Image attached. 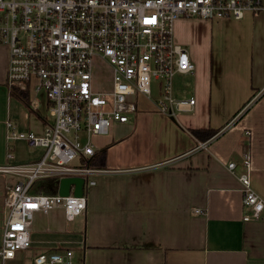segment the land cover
Here are the masks:
<instances>
[{
	"label": "crops",
	"instance_id": "1",
	"mask_svg": "<svg viewBox=\"0 0 264 264\" xmlns=\"http://www.w3.org/2000/svg\"><path fill=\"white\" fill-rule=\"evenodd\" d=\"M173 37L188 51L194 71L173 77L172 95L193 98L194 105L169 118L137 97V112L127 123L92 140L94 152L105 150L107 172L89 178L95 185L84 188L83 214L73 221L60 209L35 214L30 247L5 264H33L41 252L66 250L73 264H264V213L242 220L237 178L249 152L250 184L264 200V12L239 21L179 18ZM7 66L8 48L0 46V166L33 162L42 153L16 141L14 159H7V121L41 134L53 120L33 84L25 85L33 112L11 95ZM190 129L218 132L204 147ZM16 181L0 173V243L5 186Z\"/></svg>",
	"mask_w": 264,
	"mask_h": 264
},
{
	"label": "built area",
	"instance_id": "2",
	"mask_svg": "<svg viewBox=\"0 0 264 264\" xmlns=\"http://www.w3.org/2000/svg\"><path fill=\"white\" fill-rule=\"evenodd\" d=\"M261 12L264 0H0V46L8 48L6 85L33 84L53 118L41 134L5 123L7 159H14L16 141L42 153L33 162L0 166V173L21 178L5 186L0 264L30 247L35 214L60 209L66 221L83 214L84 188L95 185L89 178L107 172L90 164L92 140L107 135L113 124L127 123L137 112V97L150 100L169 118L180 107L194 105L193 98L172 95L173 77L194 71L188 51L174 41L176 20L239 21ZM98 66L106 67L109 90L95 88ZM235 167L227 164L231 173ZM242 167L237 176L246 210L242 220H259L264 200L250 184L249 152L242 156ZM69 177L84 180L82 196H74L72 188L67 196L30 191L38 180ZM72 257L70 250L41 252L33 264H73Z\"/></svg>",
	"mask_w": 264,
	"mask_h": 264
},
{
	"label": "trees",
	"instance_id": "3",
	"mask_svg": "<svg viewBox=\"0 0 264 264\" xmlns=\"http://www.w3.org/2000/svg\"><path fill=\"white\" fill-rule=\"evenodd\" d=\"M11 95L20 101L23 106H25L29 112H33L29 100H28V90L25 86H13L11 88ZM190 134L199 142H204L207 139L211 138L215 133L218 131L211 130V129H190ZM93 162L90 161L91 166L98 168V169H104L105 167V150H100L95 152L93 155ZM37 188L44 191L43 186L38 185Z\"/></svg>",
	"mask_w": 264,
	"mask_h": 264
},
{
	"label": "rangeland",
	"instance_id": "4",
	"mask_svg": "<svg viewBox=\"0 0 264 264\" xmlns=\"http://www.w3.org/2000/svg\"><path fill=\"white\" fill-rule=\"evenodd\" d=\"M95 88L98 91H105L109 90L110 83L108 82V73L106 72V67L98 66L96 69V78H95ZM142 104H145L143 102ZM48 118L50 119L49 112H47ZM95 141V140H94ZM96 143V142H95ZM94 144V143H93ZM16 180H20L21 178H15ZM59 183V180L53 179V180H38L34 182L32 185V188L34 189L38 185L43 186L44 193H56L57 191V185ZM32 191V190H30Z\"/></svg>",
	"mask_w": 264,
	"mask_h": 264
},
{
	"label": "water",
	"instance_id": "5",
	"mask_svg": "<svg viewBox=\"0 0 264 264\" xmlns=\"http://www.w3.org/2000/svg\"><path fill=\"white\" fill-rule=\"evenodd\" d=\"M83 183L84 180L79 177L62 178L59 181L57 193L59 196H67L72 188V194L80 197L83 195Z\"/></svg>",
	"mask_w": 264,
	"mask_h": 264
}]
</instances>
